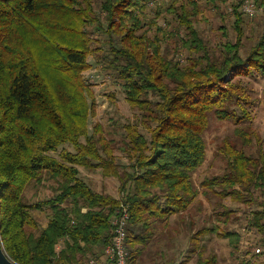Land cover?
<instances>
[{
	"label": "trees",
	"instance_id": "obj_1",
	"mask_svg": "<svg viewBox=\"0 0 264 264\" xmlns=\"http://www.w3.org/2000/svg\"><path fill=\"white\" fill-rule=\"evenodd\" d=\"M153 1L0 0V237L16 264L101 257L121 205L130 214L127 264H146L152 250L150 264L158 255L175 264L181 252L168 257L154 245L157 235L174 245L186 227V262L195 254L196 264H219L202 248L215 236L237 264H262L255 260L264 257V131L252 108L264 99L248 84L264 76V0ZM248 2L262 11L247 15ZM211 19L226 41L213 45L203 34L200 24ZM254 23L262 31L246 48ZM92 68L136 113L123 133L90 128ZM211 115L232 121L234 134L217 150L220 174L198 185ZM80 168L117 180L119 195L93 190ZM47 180L56 184L53 197L33 202L27 190ZM231 204L245 207L246 222ZM47 211L43 226L36 216ZM252 233L259 253L242 250Z\"/></svg>",
	"mask_w": 264,
	"mask_h": 264
},
{
	"label": "rangeland",
	"instance_id": "obj_2",
	"mask_svg": "<svg viewBox=\"0 0 264 264\" xmlns=\"http://www.w3.org/2000/svg\"><path fill=\"white\" fill-rule=\"evenodd\" d=\"M200 3H204L203 0H198ZM230 4L224 6L225 10L229 12L232 11ZM262 9H257V12H261ZM221 22L215 19H211L210 24H200V29L203 30V34L208 38L213 45L218 43L219 41H226L223 38L222 34L219 32V27L221 26ZM262 31L260 25L254 23L253 27L249 32H253L252 34H247L244 38V44L246 48H249L253 44H255L258 40L259 34ZM232 35V34H231ZM94 67V66H93ZM85 78L92 85L94 90V94L97 102V116L94 118H90V128H92L96 123L104 126V129L109 133H123L124 130L122 128L123 125L135 122L136 113H134L130 106L124 100V96L119 87L114 86L112 83L107 82L104 75L97 69H91L87 73H85ZM249 88L252 89V94L257 96V98L264 99V76L255 75L253 77L249 76ZM114 93V100H112L111 95ZM264 105L262 106H253L252 114L254 115L255 122L254 126L258 129V131H264ZM234 124L232 121H219L213 115L209 117V128L205 132L204 136L207 144V158L205 163L193 174L194 181L199 185L202 180L206 178H210L214 175H219L221 172V164L218 161L217 150L219 147L223 146L225 140L233 138L234 134ZM64 148L73 151L70 146H65ZM60 152V151H59ZM59 153L50 154L53 157H58ZM80 177L87 182L93 190L96 192H101L105 194H111L113 196H118V181L112 178H104L103 175L98 171H91L85 168H80ZM56 184L47 180L44 182L43 186L30 187L27 191V195L32 199L33 202L46 200L53 197L54 189ZM229 203H231L229 201ZM230 205V204H229ZM233 205V208H239L238 206ZM245 207H240L238 210V215H240L241 223L246 222L245 216L242 214L243 209ZM254 209V208H253ZM37 215V214H36ZM46 213H42L38 217L41 220L42 225L44 226L47 222ZM201 225H197V227L192 228V230H197ZM234 226V225H231ZM230 226V228H232ZM236 228V226H235ZM182 231V230H181ZM191 230L189 227L184 228V232L182 231L181 238L179 241H175L174 245L171 241V246L168 244L165 246V239L163 237H159L157 235L158 242L161 240L162 243H156L154 248L156 249V253L158 251L166 250V255L168 257L175 256L176 253L181 252L179 257H176L175 264H196V255L193 254V258L186 262L185 256L190 248L189 237ZM181 234V233H180ZM244 234V233H243ZM242 234V236H243ZM210 238H205L202 241V248H204L205 255H210L211 253H217L219 257V264H237L238 259L231 258L229 256V246L226 240L220 239L215 236H209ZM257 243V237L252 233L249 235L243 236L242 241V250H248V248L252 249V252L259 253L254 244ZM253 245V246H251ZM153 250L146 256L145 263L150 264V259L153 256ZM244 252L242 253V255ZM243 257V256H242ZM264 257H260L256 262L264 264ZM170 259V258H169ZM246 259H249L247 257ZM166 259L161 258L159 255L155 258L154 264H165Z\"/></svg>",
	"mask_w": 264,
	"mask_h": 264
},
{
	"label": "built area",
	"instance_id": "obj_3",
	"mask_svg": "<svg viewBox=\"0 0 264 264\" xmlns=\"http://www.w3.org/2000/svg\"><path fill=\"white\" fill-rule=\"evenodd\" d=\"M162 0H154L153 3H159ZM244 12L253 16L257 9L253 3L248 2L243 6ZM130 218L128 208L121 205L118 215L113 218L114 237L104 248L101 257L90 258L85 264H127L128 251L126 248L127 226ZM62 248V244L58 249Z\"/></svg>",
	"mask_w": 264,
	"mask_h": 264
},
{
	"label": "water",
	"instance_id": "obj_4",
	"mask_svg": "<svg viewBox=\"0 0 264 264\" xmlns=\"http://www.w3.org/2000/svg\"><path fill=\"white\" fill-rule=\"evenodd\" d=\"M0 264H16L7 256L2 246L1 237H0Z\"/></svg>",
	"mask_w": 264,
	"mask_h": 264
}]
</instances>
